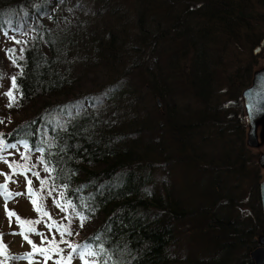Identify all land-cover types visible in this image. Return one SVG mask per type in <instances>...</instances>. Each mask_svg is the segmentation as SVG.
Returning <instances> with one entry per match:
<instances>
[{"label": "trees", "instance_id": "obj_1", "mask_svg": "<svg viewBox=\"0 0 264 264\" xmlns=\"http://www.w3.org/2000/svg\"><path fill=\"white\" fill-rule=\"evenodd\" d=\"M258 3L0 0V133L17 144L1 155L76 205L83 227L45 196L97 264H255L264 167L242 93Z\"/></svg>", "mask_w": 264, "mask_h": 264}, {"label": "snow or ice", "instance_id": "obj_2", "mask_svg": "<svg viewBox=\"0 0 264 264\" xmlns=\"http://www.w3.org/2000/svg\"><path fill=\"white\" fill-rule=\"evenodd\" d=\"M8 52L13 59V62H15V57L14 54H12V50H8ZM11 87L12 90L6 93L7 97L9 98V103L7 105L8 107L13 106V103L15 102L13 92L18 90L15 77L11 79ZM262 102H264V95L261 93H256L252 98V103L248 105L249 114H251L253 111L256 113L264 112V108L259 106ZM16 147V143H7L4 138V134L0 133V152L5 151L8 148L15 149ZM23 147L29 151L32 150L27 142H23ZM35 150L38 152L43 151L42 148H36ZM21 159L26 161L28 156L26 154H21ZM0 162L6 163L10 169V174L0 173V175L5 176L6 181L4 183H0V197L3 198L5 207L14 196L20 195V193H13L9 190L8 183L13 182L12 176L24 175L26 177L27 194L31 198L32 205H34V211H36L39 216L47 218V220L40 219L39 217L36 220H23L16 216L13 211L7 210L6 207V215L10 221L13 216H16L17 226L20 228L19 232H13L11 234L21 235L23 240L29 244L31 251L20 256L9 255L7 246L3 243V234H0V257L3 258L4 264H6V261L8 260H26L28 261V264H48L49 261H51L52 264H72L74 259L79 260L81 264H97L95 258L103 253V248H99V250H97L90 242H84L81 244L71 243L68 239H66V237H72L78 233H74L71 227L67 226L66 224H61L53 220L50 213L45 210L42 201L44 200L45 196L48 198H53L52 193L53 191H56L55 185H53L52 188H45L44 185L47 183V181L41 178L38 172H33L31 167H27L26 165L9 162L5 160L3 155H0ZM40 163L41 165H44L45 161L43 158H41ZM26 167L27 172H31V175L35 176L40 181L41 187L39 190H33L31 187L32 180L27 178V172L23 170ZM32 167H35V165H32ZM44 171L50 175V169L48 167H44ZM62 197H64V193L58 192L57 196L53 198L54 206L57 207L61 212L74 213L75 217L81 222L80 227H83V222L85 221L86 217H84L80 212L76 211V205L73 204L71 200L67 199L66 197L61 200ZM38 200L41 201V203H38ZM63 219L67 220V215ZM40 224H43L45 228H47V234L39 230L38 225ZM32 236L40 237V245H37L31 239ZM49 236H51V239H49ZM57 236L60 237L59 240L56 239ZM93 239L98 240L99 237H94ZM61 245H64V247H61ZM37 256L41 258L40 261L35 259ZM102 264H107V262L104 261Z\"/></svg>", "mask_w": 264, "mask_h": 264}, {"label": "rangeland", "instance_id": "obj_3", "mask_svg": "<svg viewBox=\"0 0 264 264\" xmlns=\"http://www.w3.org/2000/svg\"><path fill=\"white\" fill-rule=\"evenodd\" d=\"M258 0H252V4H254V6H259L258 4ZM260 7H257V12L261 15L264 16V4H260ZM262 25L261 27L258 26V29L263 30L261 31L264 34V19L262 20V23L260 24ZM257 48V46L255 47V49ZM244 52V48L242 46L239 47V49H237V53H239V55L242 57ZM255 52V50H254ZM255 57L257 58V65L255 67L256 70H258V68L264 67V48H262L259 52L255 53ZM228 69L226 70H230L231 77L236 76L237 74L235 73V64H233V66L231 68L227 67ZM71 113L73 114V111L71 110ZM258 152H263V148H259L257 149ZM2 154V152H0V155ZM3 156L5 157V153H3ZM261 156V155H260ZM5 160L9 161L10 159H7L5 157ZM15 163V162H13ZM16 163H20L21 165H23L20 161H17ZM28 167V166H27ZM27 167L24 168L23 170L25 172H27ZM0 173H5V174H10V169L8 167V165L4 162H0ZM29 172H27L28 174ZM12 181L13 182H9L8 183V187L9 190L13 193H20V195H16L14 196L8 203H7V210L9 211H13L16 216L20 217L23 220H36L38 217L40 219H44L47 220V218L39 216V214H35L34 208L32 203H31V198H28V194H27V185H26V178L24 175H14L12 176ZM5 181V176L4 175H0V183H4ZM31 187L33 188V190H39L40 188L37 189V187L34 186V183L32 182ZM39 203V200H38ZM6 207H5V202L3 200L2 197H0V234H3V243L7 246L8 249V253L11 256H20L23 255L25 253H28L31 251V248L29 246V244L27 242H25L22 238L21 235H12L11 233L13 232H19L20 228L17 226V220H16V216H13L10 219L8 218V216L6 215ZM45 210H47L52 219L55 220L58 223L64 224V220L59 222V219L55 218V216L52 214V210L51 207L49 206V201L47 200V197H45V205H44ZM53 210L54 207L52 208ZM51 210V211H50ZM52 212V213H51ZM59 212V209L56 211L55 210V214H57ZM38 228L40 231H44L46 234L48 233L47 228H45V226L43 224L38 225ZM44 229V230H41ZM31 239L37 244L40 245V237L38 236H32ZM49 239H51V236H49ZM57 240L60 239L59 236L56 237ZM67 239V238H66ZM71 243L73 244H80V242H77V240L72 241ZM61 247H64V245H61ZM37 261H40L41 258L39 256H37L35 258ZM0 264H4L3 258L0 257ZM6 264H28V261L26 260H8L6 261ZM48 264H52L51 261L48 262ZM72 264H81V262L77 259H74Z\"/></svg>", "mask_w": 264, "mask_h": 264}, {"label": "water", "instance_id": "obj_4", "mask_svg": "<svg viewBox=\"0 0 264 264\" xmlns=\"http://www.w3.org/2000/svg\"><path fill=\"white\" fill-rule=\"evenodd\" d=\"M262 48H264V40L257 45L255 53L259 52ZM256 93L264 95V67L258 68V70L254 72L251 84L245 88L242 93V100L245 105L246 118L249 127L246 133L247 145H249L250 148L259 149L264 145V112L256 113L253 111L249 114L248 109V105L252 103V98ZM259 106L264 108V102ZM260 155L259 163L260 166L264 167V152ZM260 187V198H262V209H264V180ZM259 241L260 245L252 251L251 257L255 264H264V236H261Z\"/></svg>", "mask_w": 264, "mask_h": 264}]
</instances>
